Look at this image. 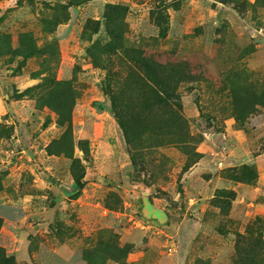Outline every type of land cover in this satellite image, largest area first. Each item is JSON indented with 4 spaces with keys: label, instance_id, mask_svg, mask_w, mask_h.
<instances>
[{
    "label": "rangeland",
    "instance_id": "obj_1",
    "mask_svg": "<svg viewBox=\"0 0 264 264\" xmlns=\"http://www.w3.org/2000/svg\"><path fill=\"white\" fill-rule=\"evenodd\" d=\"M108 4L128 10L107 25ZM244 4L0 0V247L15 264H264V0ZM111 31L155 61L181 120L144 109Z\"/></svg>",
    "mask_w": 264,
    "mask_h": 264
},
{
    "label": "trees",
    "instance_id": "obj_2",
    "mask_svg": "<svg viewBox=\"0 0 264 264\" xmlns=\"http://www.w3.org/2000/svg\"><path fill=\"white\" fill-rule=\"evenodd\" d=\"M224 2L232 1L237 5H245L246 0H221ZM128 10V8L124 5H115L108 4L105 9V19L107 20L106 24L108 25L111 19V15L123 17L124 13ZM161 11V10H160ZM158 11L159 19L157 20V25L161 29V33L165 31V25L163 22L165 21V14ZM99 25V22H98ZM121 24H119L120 27ZM97 32V31H96ZM111 35L114 41L113 51H119L123 56H127L129 62L130 71L128 79L136 84L142 90L147 91L148 94V103L146 108L148 110L158 109H168L171 113L174 114L175 118L181 120V114L179 111L181 110V101L180 97L175 91V88L170 84H166L165 86L161 85L157 79L163 78L161 75V70H158V67L155 65V61L145 55L144 51L129 49L121 43L122 34L111 31ZM130 77V78H129ZM133 78V79H131ZM111 100L116 102V96H111ZM113 103V111L115 110L117 104ZM145 111V110H144ZM77 184L79 189H83L85 183L81 182L79 179L77 180ZM1 223V221H0ZM0 264H15L13 258L8 257L4 250L0 247Z\"/></svg>",
    "mask_w": 264,
    "mask_h": 264
}]
</instances>
